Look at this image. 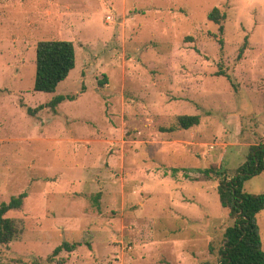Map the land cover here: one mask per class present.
Instances as JSON below:
<instances>
[{"label":"rangeland","instance_id":"1","mask_svg":"<svg viewBox=\"0 0 264 264\" xmlns=\"http://www.w3.org/2000/svg\"><path fill=\"white\" fill-rule=\"evenodd\" d=\"M43 40L76 48L52 93L34 89ZM262 142L264 0H0V206L27 193L0 264H219L218 185Z\"/></svg>","mask_w":264,"mask_h":264},{"label":"trees","instance_id":"2","mask_svg":"<svg viewBox=\"0 0 264 264\" xmlns=\"http://www.w3.org/2000/svg\"><path fill=\"white\" fill-rule=\"evenodd\" d=\"M225 17L226 15L222 14L218 7L213 8L209 13V19L216 23H220ZM243 49L240 50V57ZM36 51L34 89L47 93L55 92L58 85L67 79L76 66L75 44L68 40H43L38 42ZM219 73L228 75L224 71ZM69 98L73 96L58 95L50 104L56 107ZM39 108H44V105ZM36 110L28 109L32 113ZM200 122L201 116L196 114H183L178 117V125L183 129L197 126ZM209 172L210 170L206 171ZM263 172L264 142L252 145L246 160L239 166L236 174L231 178H222L218 185L220 202L234 220L224 232L219 249V264H264L263 241L257 218V215L264 210V192L250 193L244 189V183L248 179ZM26 196L27 193H21L9 202L1 204L0 244L11 243L22 233L23 229L19 222L6 217V214L12 209L21 208ZM78 245L80 243L65 241L55 248L53 255H58L63 250L73 251Z\"/></svg>","mask_w":264,"mask_h":264},{"label":"built area","instance_id":"3","mask_svg":"<svg viewBox=\"0 0 264 264\" xmlns=\"http://www.w3.org/2000/svg\"><path fill=\"white\" fill-rule=\"evenodd\" d=\"M107 18H108V20H109L111 17H110V16H108Z\"/></svg>","mask_w":264,"mask_h":264}]
</instances>
